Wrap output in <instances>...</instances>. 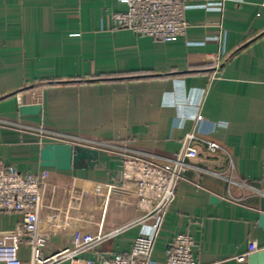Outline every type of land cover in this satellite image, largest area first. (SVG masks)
<instances>
[{
	"label": "crops",
	"instance_id": "obj_1",
	"mask_svg": "<svg viewBox=\"0 0 264 264\" xmlns=\"http://www.w3.org/2000/svg\"><path fill=\"white\" fill-rule=\"evenodd\" d=\"M179 1L189 27L162 42L116 28L112 15L127 10L120 0H0V166L39 179L41 228L52 229L43 257L86 230L117 232L74 264L131 258L154 219L140 223L135 205L113 193L120 153L174 158L188 133L197 157L187 161L147 264H166L179 234L193 239L196 264H248L264 249V0ZM34 104L37 115L19 114ZM57 135L95 148L94 167H42L40 150L60 144ZM209 141L221 150L209 152ZM19 223V214L0 211V233ZM30 254L21 248L22 264H32Z\"/></svg>",
	"mask_w": 264,
	"mask_h": 264
},
{
	"label": "built area",
	"instance_id": "obj_2",
	"mask_svg": "<svg viewBox=\"0 0 264 264\" xmlns=\"http://www.w3.org/2000/svg\"><path fill=\"white\" fill-rule=\"evenodd\" d=\"M127 7L123 13H114L112 20L116 28L130 31L136 37H149L162 42H175L187 31L186 6L179 0H120ZM60 144L74 145L67 136H53ZM197 138L188 133L181 142V149L174 158L159 160L142 157L123 151L121 156V180L113 193L127 203H133L141 212L140 223L154 219L151 233L136 238L131 258L115 253L108 259L83 264H147L153 237L160 228L167 209L173 203L177 184L183 179L187 161L197 157L194 142ZM80 145V144H75ZM209 152L221 150L213 141L206 142ZM41 186L36 175L22 173L13 166H0V211L17 213L20 223L11 232L0 233V264H22L20 250L30 248L32 264H55L61 258L72 264L79 253L95 243L113 236L117 231L100 234L86 230L73 233L72 247L45 258L43 251L50 239L52 229L41 228L39 203ZM194 241L187 234H179L167 247L166 264H196L193 255ZM244 261L245 256L237 257Z\"/></svg>",
	"mask_w": 264,
	"mask_h": 264
},
{
	"label": "water",
	"instance_id": "obj_3",
	"mask_svg": "<svg viewBox=\"0 0 264 264\" xmlns=\"http://www.w3.org/2000/svg\"><path fill=\"white\" fill-rule=\"evenodd\" d=\"M41 111L38 104L21 106L20 115H37ZM98 156L95 148L84 145L71 144H44L40 150V165L42 167H53L57 171H69L74 168H93ZM216 199H212L215 201ZM258 227L264 230V196L260 198V214ZM248 264H264V249L251 253L247 257Z\"/></svg>",
	"mask_w": 264,
	"mask_h": 264
}]
</instances>
